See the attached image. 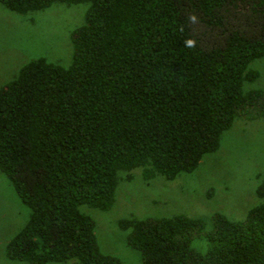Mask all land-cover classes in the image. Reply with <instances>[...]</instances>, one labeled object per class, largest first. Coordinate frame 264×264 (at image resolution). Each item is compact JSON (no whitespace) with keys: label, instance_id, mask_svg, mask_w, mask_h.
I'll list each match as a JSON object with an SVG mask.
<instances>
[{"label":"trees","instance_id":"16d2710c","mask_svg":"<svg viewBox=\"0 0 264 264\" xmlns=\"http://www.w3.org/2000/svg\"><path fill=\"white\" fill-rule=\"evenodd\" d=\"M26 15L86 4L67 67L43 57L0 87V172L29 211L7 242L23 264H123L103 254L86 206L109 211L119 171L172 181L215 153L236 119L264 117L243 91L264 57V0H0ZM264 197V183L257 188ZM143 264H264V206L135 221ZM201 244V245H200Z\"/></svg>","mask_w":264,"mask_h":264},{"label":"rangeland","instance_id":"374dc122","mask_svg":"<svg viewBox=\"0 0 264 264\" xmlns=\"http://www.w3.org/2000/svg\"><path fill=\"white\" fill-rule=\"evenodd\" d=\"M86 4H54L26 15L10 12L0 4V87L32 59L67 67L71 61V33L84 22ZM257 77L245 81L243 91L264 93V57L248 66ZM264 183V117L236 119L220 138L218 150L204 156L198 168L172 181L161 176L145 179L143 168L119 171L112 208L107 212L86 206L81 211L95 222V235L103 254L123 264H143L140 254L127 245L129 227L146 218L185 215L201 218L211 226L214 214L242 220L248 211L264 206L257 188ZM29 211L12 184L0 172V264H23L5 257L7 242L25 225ZM201 245V244H200ZM77 264L70 260L64 263Z\"/></svg>","mask_w":264,"mask_h":264}]
</instances>
